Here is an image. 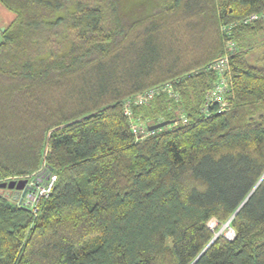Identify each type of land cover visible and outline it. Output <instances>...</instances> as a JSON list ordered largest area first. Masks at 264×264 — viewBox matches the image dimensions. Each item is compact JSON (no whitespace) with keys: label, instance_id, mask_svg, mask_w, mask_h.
Returning a JSON list of instances; mask_svg holds the SVG:
<instances>
[{"label":"trees","instance_id":"1","mask_svg":"<svg viewBox=\"0 0 264 264\" xmlns=\"http://www.w3.org/2000/svg\"><path fill=\"white\" fill-rule=\"evenodd\" d=\"M0 4V264H264V0Z\"/></svg>","mask_w":264,"mask_h":264},{"label":"built area","instance_id":"2","mask_svg":"<svg viewBox=\"0 0 264 264\" xmlns=\"http://www.w3.org/2000/svg\"><path fill=\"white\" fill-rule=\"evenodd\" d=\"M254 18L255 15H251L248 18V20ZM227 62H228L227 57L224 56L213 62L211 65L215 69L222 72L223 69L226 68ZM152 95H153V91H146L145 93H141L136 97H134L133 99L126 101V103L124 104V112L127 115L131 116L129 110L130 104L143 103L147 101L149 98H151ZM132 128L136 132L137 137H141L143 135L150 134L152 132L151 130L148 129L143 134H140L141 128L135 124H132ZM55 180H56V175L52 173H48L44 175L41 178V180H36V178L34 177L28 178L24 188L18 191L17 192L18 194H16L15 197L16 203H18L21 206L34 209L36 207V203L40 198H47L50 195ZM234 235H235L234 230H229L227 231V234L224 236L228 239H231L234 237Z\"/></svg>","mask_w":264,"mask_h":264},{"label":"rangeland","instance_id":"3","mask_svg":"<svg viewBox=\"0 0 264 264\" xmlns=\"http://www.w3.org/2000/svg\"><path fill=\"white\" fill-rule=\"evenodd\" d=\"M12 17L11 12L7 11L1 4H0V40L2 38L1 36V32L2 30L5 28V26L8 24V22L10 21ZM12 180V179H11ZM14 180H18V179H14ZM9 181V180H8ZM1 192H8L9 190L7 188H0ZM15 190L11 189L9 192L10 194L15 195L14 193ZM209 227L212 229H215L214 232V237L217 235H226L227 231L229 230H233L232 227L229 224V221H225L223 224H219L217 223V221L214 219H211L209 221Z\"/></svg>","mask_w":264,"mask_h":264},{"label":"water","instance_id":"4","mask_svg":"<svg viewBox=\"0 0 264 264\" xmlns=\"http://www.w3.org/2000/svg\"><path fill=\"white\" fill-rule=\"evenodd\" d=\"M169 123H170L169 121H161V122L155 123L153 125H150L148 127V129L154 130V129L163 127ZM26 182H27V179H18V180L12 179V180L0 183V188H7L8 190L13 189L16 191H20L24 188Z\"/></svg>","mask_w":264,"mask_h":264}]
</instances>
